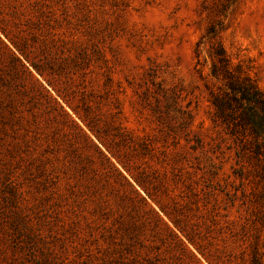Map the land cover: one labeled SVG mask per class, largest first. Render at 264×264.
<instances>
[{"label": "rangeland", "instance_id": "rangeland-1", "mask_svg": "<svg viewBox=\"0 0 264 264\" xmlns=\"http://www.w3.org/2000/svg\"><path fill=\"white\" fill-rule=\"evenodd\" d=\"M221 46L264 95V0H0V264H264Z\"/></svg>", "mask_w": 264, "mask_h": 264}, {"label": "trees", "instance_id": "trees-1", "mask_svg": "<svg viewBox=\"0 0 264 264\" xmlns=\"http://www.w3.org/2000/svg\"><path fill=\"white\" fill-rule=\"evenodd\" d=\"M213 59L212 73L223 80L210 90L213 124L229 129L239 147L238 162L248 156L264 163V95L249 75L231 67L222 46Z\"/></svg>", "mask_w": 264, "mask_h": 264}]
</instances>
